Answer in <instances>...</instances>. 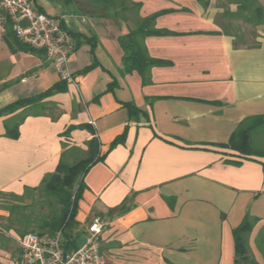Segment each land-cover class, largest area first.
<instances>
[{"label": "crops", "instance_id": "0c3cea01", "mask_svg": "<svg viewBox=\"0 0 264 264\" xmlns=\"http://www.w3.org/2000/svg\"><path fill=\"white\" fill-rule=\"evenodd\" d=\"M33 1L70 32L77 87L61 79L43 50L11 51L0 12V108L64 83L0 116V191L20 195L39 186L63 152L72 162L73 148L85 149L95 136L106 154L84 176L81 226L106 219V245L129 254L123 264H234L232 229L247 214L264 223V157L224 145L245 117L264 114V26L258 46L236 48L231 36L217 33V7L129 0L141 4V17L161 12L153 24L161 33L144 38L161 63L143 77L123 63L120 40L132 24L113 8L96 0ZM124 103L138 111L129 114ZM19 116L18 135H7L5 121ZM127 198L128 210L110 212Z\"/></svg>", "mask_w": 264, "mask_h": 264}, {"label": "trees", "instance_id": "16d2710c", "mask_svg": "<svg viewBox=\"0 0 264 264\" xmlns=\"http://www.w3.org/2000/svg\"><path fill=\"white\" fill-rule=\"evenodd\" d=\"M96 1L113 8L116 16L123 21H131L132 25L129 32L120 40L125 51L123 63L127 65L128 70L135 69L144 77L151 66L161 63L160 60L149 56L144 45L146 36L161 33L160 30L153 27L154 19L161 12L141 17L138 13L141 4L138 2L128 0L130 2L128 4L126 0ZM221 1H223V4H221L223 10L215 18V24L221 30L217 33L232 36L233 46L236 48L258 46L260 43L255 39L258 37L255 29L259 25H264V7L262 3L259 0ZM230 6L235 8L231 9ZM2 24L4 28L3 37L11 51L36 52L37 49L31 48L17 39L12 29V22L5 13H3ZM247 25L250 27L247 33L252 36L250 40L245 35L243 28ZM63 89L64 83H59L38 95L18 99L1 107L0 116L15 112L25 106L28 107L29 104L38 102L44 97ZM123 105L131 115L138 111L132 103H124ZM21 118L22 116L13 117L5 121L7 135L12 137L18 135L17 122L19 121L17 120ZM260 133H264V114L247 116L239 122L224 146L247 158L253 156L264 157V148L255 146L253 141V136ZM122 139L123 135L121 134L110 143L109 149L121 142ZM73 149L78 153V156L71 162L67 159V152H63L55 170L46 175L39 186L27 187L20 195L9 193L17 204L5 208L8 215L4 231L12 230L18 235H23L27 232L52 234L60 230L64 252L72 251L83 243L86 231L76 219L78 201L85 187L83 179L88 169L94 163L103 160L106 153L100 152V143L95 136L86 142L85 149L80 147H74ZM31 192L38 194V203L33 202L31 204L24 201L26 198H31L29 196ZM130 206L131 203L127 198L110 212L120 214L128 210ZM36 207L38 208L36 209ZM45 208H47L46 211ZM257 222L258 218L247 214L241 223L232 229L234 264H259L256 258L250 255L248 245L249 236ZM255 243L264 261V225L257 232ZM19 253L20 248H18L17 258ZM166 264L172 263L166 261Z\"/></svg>", "mask_w": 264, "mask_h": 264}, {"label": "built area", "instance_id": "2783aa9c", "mask_svg": "<svg viewBox=\"0 0 264 264\" xmlns=\"http://www.w3.org/2000/svg\"><path fill=\"white\" fill-rule=\"evenodd\" d=\"M0 11L9 17L17 39L43 50L61 79L77 87L68 65L73 40L61 17L38 10L33 0H0ZM103 226L102 219L94 216L86 227L83 243L69 252H64L60 230L52 234L14 235L20 248L16 264H105L100 252Z\"/></svg>", "mask_w": 264, "mask_h": 264}, {"label": "rangeland", "instance_id": "374dc122", "mask_svg": "<svg viewBox=\"0 0 264 264\" xmlns=\"http://www.w3.org/2000/svg\"><path fill=\"white\" fill-rule=\"evenodd\" d=\"M64 1V0H61ZM77 2H82V0H75ZM260 3H262L263 7H264V0H259ZM200 5H202L203 7H207L209 5L217 7L219 10L215 13L213 20L215 22V18L218 15V13H220L223 8L221 7V4H223V1L221 0H199ZM231 9H234V6H230ZM1 12V11H0ZM260 26V25H259ZM264 26V25H263ZM244 30H245V35L248 37V39H252V36L250 34L247 33L248 29L250 28L248 25L247 26H243ZM258 33V27H256L255 29ZM259 36V33H258ZM232 37V36H231ZM233 38V37H232ZM257 40V37L255 38ZM1 88V86H0ZM33 109H40L41 106L39 104H36L34 106H32ZM253 141L255 143V146L257 147H263L264 148V133H260L256 136H253ZM13 194V193H12ZM31 198H26L24 201L26 203H38L37 200L39 199L38 194L35 192H31V194L29 195ZM13 204H17L15 203L14 199L7 193H3L0 192V264H16V258H17V254H18V246L16 243V240L14 238V235H18L15 233V231L12 230H5L4 231V226L7 224V215H8V211L5 209L6 206L9 205H13ZM38 207H36L37 209ZM47 210V208H45V211ZM90 220V218H89ZM89 220L86 221L85 223H83L82 227L85 229L86 231V227L89 223ZM105 224L103 227V233H106V231L109 228V225L107 223L106 219H103ZM264 225V223L262 224V222H258L256 223V226H254L250 236H249V240H248V245H249V250H250V255L254 256L256 258V260L260 263V264H264L263 258L261 253L259 252V250L256 247V243H255V236L257 234V232L260 230V228ZM102 233V238L100 240V252L102 253L104 260H105V264H123L124 261H126L129 258V254L127 252H125V250L123 248H117V247H109L108 245H106V239L108 237H110L109 235L107 236L106 234Z\"/></svg>", "mask_w": 264, "mask_h": 264}]
</instances>
